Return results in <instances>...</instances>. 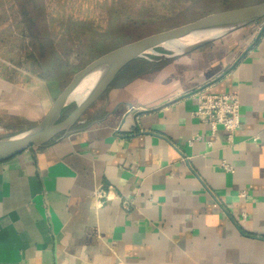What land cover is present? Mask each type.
I'll use <instances>...</instances> for the list:
<instances>
[{
    "label": "crops",
    "instance_id": "crops-1",
    "mask_svg": "<svg viewBox=\"0 0 264 264\" xmlns=\"http://www.w3.org/2000/svg\"><path fill=\"white\" fill-rule=\"evenodd\" d=\"M8 1L0 49L33 45L26 32L46 28H26L25 0ZM138 67L73 131L0 162V264H264V26ZM203 89L240 95L232 141L195 115ZM55 97L0 66V138L34 127Z\"/></svg>",
    "mask_w": 264,
    "mask_h": 264
},
{
    "label": "rangeland",
    "instance_id": "rangeland-1",
    "mask_svg": "<svg viewBox=\"0 0 264 264\" xmlns=\"http://www.w3.org/2000/svg\"><path fill=\"white\" fill-rule=\"evenodd\" d=\"M12 1L15 8L18 4ZM259 1L30 0L27 4L25 0L24 26L29 28L28 22L38 20L39 26L46 29L24 31L33 35V45L30 40L21 47L0 49V66L7 69L9 80H18L24 87L43 84L57 97L78 70L114 46L215 11ZM11 4L8 1L9 8ZM17 18L21 20L20 15ZM42 43L47 45L43 48ZM152 62L139 59L124 71L135 64Z\"/></svg>",
    "mask_w": 264,
    "mask_h": 264
},
{
    "label": "water",
    "instance_id": "water-1",
    "mask_svg": "<svg viewBox=\"0 0 264 264\" xmlns=\"http://www.w3.org/2000/svg\"><path fill=\"white\" fill-rule=\"evenodd\" d=\"M263 18L264 0L209 13L185 24L122 44L98 56L73 75L45 116L34 127L0 138V162L9 160L29 148L43 147L60 134L73 131L87 110L132 62L139 59H171L184 55ZM198 34L205 35L184 50L174 51L166 47L171 42ZM94 76L95 80L82 101L70 103L72 94L87 78Z\"/></svg>",
    "mask_w": 264,
    "mask_h": 264
},
{
    "label": "built area",
    "instance_id": "built-area-1",
    "mask_svg": "<svg viewBox=\"0 0 264 264\" xmlns=\"http://www.w3.org/2000/svg\"><path fill=\"white\" fill-rule=\"evenodd\" d=\"M259 30L264 26V18L258 21ZM195 115L210 128L211 134L216 135L219 129L226 131L228 141L233 137L242 125L241 120V98L240 95L233 92L214 93L206 89L197 92V109ZM256 139V138H255ZM221 166L227 172H234L235 168L227 161H223ZM242 196L247 192L243 191ZM101 198L108 197L105 192L100 193ZM122 208L127 211L132 209L131 199L120 197Z\"/></svg>",
    "mask_w": 264,
    "mask_h": 264
},
{
    "label": "bare ground",
    "instance_id": "bare-ground-1",
    "mask_svg": "<svg viewBox=\"0 0 264 264\" xmlns=\"http://www.w3.org/2000/svg\"><path fill=\"white\" fill-rule=\"evenodd\" d=\"M205 34H198L196 36L187 37L184 39H180L174 42H171L166 45L168 49L174 50V51H181L187 48L192 42L196 41L197 39L204 37ZM95 80L94 77L87 78L83 84L72 94L70 98V103H79L82 101L83 97L87 93V90L92 86L93 82Z\"/></svg>",
    "mask_w": 264,
    "mask_h": 264
},
{
    "label": "trees",
    "instance_id": "trees-1",
    "mask_svg": "<svg viewBox=\"0 0 264 264\" xmlns=\"http://www.w3.org/2000/svg\"><path fill=\"white\" fill-rule=\"evenodd\" d=\"M263 1V0H262ZM260 2V1H259ZM250 4H252V3H250ZM243 6V5H242ZM229 9V8H228ZM222 10H224V9H222ZM204 16V15H203ZM200 17H202V16H200ZM199 18V17H198ZM193 21V20H192ZM190 22V21H189ZM179 26V25H178ZM40 31H42V30H40ZM44 31V30H43ZM150 34H152V33H150ZM150 34H148V35H150ZM146 36V35H145ZM142 37H144V36H141V37H138V38H136V39H134V40H137V39H139V38H142ZM134 40H130V41H127V42H124V43H121V44H119V45H117V46H114V47H112V48H110V49H108V50H106L104 53H106V52H108V51H110V50H112V49H114L115 47H118V46H120V45H122V44H125V43H128V42H131V41H134ZM47 45V43L46 44H44V43H42V47L44 48L45 46ZM49 45V44H48ZM46 49V52H47V50H48V48H45ZM53 52H55L54 50H53ZM45 53V52H44ZM104 53H101L100 55H102V54H104ZM45 54H47V53H45ZM100 55H98V56H100ZM97 56V57H98ZM96 57V58H97ZM139 67L142 69V70H145V69H147V65L145 64V63H140L139 64Z\"/></svg>",
    "mask_w": 264,
    "mask_h": 264
}]
</instances>
